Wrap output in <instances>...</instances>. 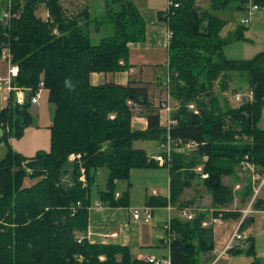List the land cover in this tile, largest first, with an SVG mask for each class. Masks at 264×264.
Returning a JSON list of instances; mask_svg holds the SVG:
<instances>
[{
	"label": "trees",
	"instance_id": "16d2710c",
	"mask_svg": "<svg viewBox=\"0 0 264 264\" xmlns=\"http://www.w3.org/2000/svg\"><path fill=\"white\" fill-rule=\"evenodd\" d=\"M62 1L23 0L20 17L8 26L0 23V50L9 48L11 61L19 70L12 84L30 89L23 104L10 92L0 111V141L7 148L0 159V264H144L132 259L126 246L93 244L85 236L77 239L87 231L91 192L99 169L107 170L105 189L97 191L100 204L129 207V189L116 199V182L125 181L129 188L131 171L160 166L145 151L133 148L136 140L165 144L169 137L174 143H198L188 156L173 147L170 164L162 166L169 172V201L167 197L149 196L145 206L166 207L169 202L180 209L189 205L180 201V195L196 177L192 168L204 163L208 177L203 184L218 209L212 216L239 220L241 213L229 210L233 191L223 178L234 174L245 156L264 169V127L260 126L264 47L249 59L227 58L225 44L246 40L245 27L240 24L229 38H223L226 22L212 12L244 13L243 0H209V9H200L195 0H172L177 7L166 9L161 19L172 32L167 44L169 95L179 106L171 112L174 124L169 128H160L157 109L146 113L145 130L131 128L132 111L127 106L131 100L149 109L145 90L130 83H90L92 73L129 69L128 45L145 39L146 23L139 9L132 0H104L98 16H92L94 11L88 7L69 15ZM253 4L264 12V0H253ZM40 5L45 6L51 23L37 17ZM106 25L112 26V34L94 41L92 33ZM233 72L244 74L253 101L223 110L212 95L213 87L221 80L225 89V77ZM40 80L53 106L50 150L27 158L13 152L8 140L21 138L33 124L30 97ZM192 103L197 113L188 108ZM71 154H80V159L70 161ZM161 154L165 156V151ZM82 170L85 187L79 181ZM26 179L32 184L25 186ZM251 194L249 186L241 202L248 201ZM254 209L264 211V199L258 198ZM206 215L200 211L191 220L172 216L170 264H201V258L213 251V229L202 226ZM252 222L253 217H245L238 230ZM237 247L228 252L246 254L253 258L251 264H259L254 261L257 257L252 241L244 250Z\"/></svg>",
	"mask_w": 264,
	"mask_h": 264
},
{
	"label": "crops",
	"instance_id": "0c3cea01",
	"mask_svg": "<svg viewBox=\"0 0 264 264\" xmlns=\"http://www.w3.org/2000/svg\"><path fill=\"white\" fill-rule=\"evenodd\" d=\"M65 1L71 2L72 0L62 1V7L67 14L74 15L75 11L77 13L79 9L90 6V3L85 4L84 0H81L82 4L77 5L80 6L79 8L76 7L75 10L72 9L71 12H67L65 9V4L63 5V2ZM132 1L139 9V12L145 20V39L142 42L130 43L128 45L129 69L127 71L115 73H92L90 75V83L93 86L103 85L107 83L119 86H127L130 83L133 88L145 90L151 106L149 107V109L140 107V113L137 114V116H135L131 121V128L133 130H145L148 127V122L145 115L152 109H157L158 111L160 128H168L167 124L168 121L171 120V111L169 112L161 107L162 103L165 101L162 97L166 95L168 96L169 81V73L167 70V24L163 19H161L164 18V15L162 14H164L167 6L165 5L166 7H163L164 0H143V4H139L136 0ZM0 66V74L4 75L5 67L4 65H2V63H0ZM148 141L149 142L145 146V148L142 146L133 148L145 151L148 156L160 155L163 151L162 143L155 140ZM153 141L155 142L154 146H152ZM3 149L4 147L2 148V146L0 145L1 158L4 156ZM98 171L96 173L95 183L97 180ZM163 189L164 188H162L161 186H153L150 192H146V194L143 196L144 198L142 204L140 205H135V202L130 196L132 203L129 207H110L109 205H102L98 207L96 206V204L100 203V201L98 200V198H96V200L92 202V206L88 211V229L86 235L88 241L93 244L126 246L129 248L132 259L141 261L144 264H148L145 259L149 256L156 257L157 259L167 260V258L169 257V245L167 240H164L167 238L164 226L170 215L176 216L180 214L181 208L177 209L174 206L175 210L172 211L170 215L168 214L166 207L152 208V218L149 222H144L145 224H148L145 227L140 223V219L134 220L132 217L133 209L148 207L144 204L145 197H168L169 180L167 192L164 193ZM125 191L126 190L121 191L117 189L115 195L116 199H119ZM180 201L183 202L182 199ZM197 210L201 209L199 208ZM212 213L210 211L208 212L209 216H206V222L209 223L211 221ZM248 217L252 216L249 215ZM239 220L219 219L217 223L210 224L213 229L214 249L209 255L202 257L201 264H229L228 261L231 257L241 255H232L227 251L223 256L218 258V253L224 248L235 230L239 229ZM254 224L255 218L253 217L252 224L241 231L246 240L238 242L239 247L237 248L244 250L252 241L254 244V249L256 250L257 234L254 233Z\"/></svg>",
	"mask_w": 264,
	"mask_h": 264
},
{
	"label": "rangeland",
	"instance_id": "374dc122",
	"mask_svg": "<svg viewBox=\"0 0 264 264\" xmlns=\"http://www.w3.org/2000/svg\"><path fill=\"white\" fill-rule=\"evenodd\" d=\"M89 1L84 0L85 4L90 3L89 5L91 7L88 6L90 11L91 10L94 11V12H91L92 16L100 15L102 13L104 0H89ZM136 1L139 4H143L144 2L143 0H136ZM195 1H196V5L200 7V9H209L210 7L209 0H195ZM166 3H167V0L166 2L164 0L163 7L167 6ZM64 4L66 6L65 8L66 11L71 12L72 9L75 10L76 7L79 8L80 6H77V5L82 4V2L81 0H72L71 2L65 1L63 2V5ZM212 13L224 19L226 22L221 32V36L223 38H229L231 34L240 25V19L244 17V13L236 12L232 10L215 11ZM74 14H76V11ZM36 15L37 17H39L40 19L44 21L45 17L48 15V12L44 5H40L38 10L36 11ZM244 27H245L244 36L246 37V40L233 41V42H229L225 44L224 55L227 58L249 59L263 50V47H264V12L262 10L256 11L255 14L250 18V22L248 23V25ZM100 30H101L100 32L92 33L91 37L94 41L98 40L100 37L110 35L113 32V28L111 25H106L102 27ZM225 78H226L225 81L227 80L226 88L225 89L221 88L220 85L222 81L219 80L218 82L214 84L212 95L215 96L219 100L221 109L223 110L237 109L242 104L241 102H237L235 100L234 95L237 93L242 95V94H246L250 92L248 91V85L245 81V76L242 73L233 72V73H230ZM168 96L166 95L162 97L165 100V101L163 100L164 102L162 104L168 105L170 108V111L172 112L178 108L179 102L175 101L173 98L170 97L169 84H168ZM127 106L132 111V118H131V121H132L133 118L137 116V114L140 113V107L142 106L135 104L131 100L127 101ZM3 107H4L3 91L1 90V86H0V111ZM188 108H189V105H188ZM52 109H53V106L47 101V93L44 90L39 100V104L31 105L29 109V112L34 121L33 124L25 130L21 138L12 137V138H9L8 140L9 147L13 152L19 153L27 158H30V157L35 156L38 152H48L50 150L49 126L51 124V117L53 113ZM260 126L264 127V110L262 113ZM2 134H3V130L0 127V139L2 137ZM148 142H149L148 140L147 141L137 140L133 142L132 146L134 148L139 147V146H142L145 148ZM0 145L2 146V148L4 147L3 154H5L7 150L6 144L3 141H0ZM154 145H155V142L153 141L152 146ZM174 145L173 147L176 148L175 150L178 149L177 152H180L181 154H184L186 156H188L190 153H192L196 149V148L189 149L186 147H182L183 145L181 144H179L181 146L179 148L178 146L176 145L174 146ZM71 156L72 154L69 155L68 157L70 161H73V162L78 161V160H75V158H72ZM151 156L152 155L149 156L150 159H151ZM205 160H206V157H204L203 161ZM199 165H202L203 170H204V163H201ZM253 165L255 168H257L259 172L264 171V169H259L258 167H256L255 164ZM194 168H192L191 171L196 175V177L190 181V187H188V189L187 188L183 189L180 195V200L182 199L183 202L189 203V205L185 207H190L192 209H195L196 211L195 213L204 211V212H207L206 216H209L208 215L209 211L212 213L213 211H216L218 209H215V207H213L212 202H211V195L206 190L203 184L204 180L200 177L199 172L193 171ZM106 176H107V170L105 168H102L101 170L98 171L97 180H96V183L93 185L92 192H91L92 202H94V200L98 198L97 191L100 189H105L104 186L106 183ZM130 177H131L132 184L129 188H127V183L125 181H118L117 189L121 191L129 189V194L131 198L133 199V201L135 202V205L142 204V201L144 198L143 196L146 194V192L149 193L153 186H157V187L161 186L162 188H164L163 189L164 193L167 192L168 190L169 172L166 167L159 166L156 168L135 169L131 171ZM79 181L82 183V185L84 184L80 180V178H79ZM251 181H252L251 171L242 169L240 167V163H239V167L235 170L234 174H232L231 176H225L223 178V183L225 185L230 186L233 191L234 200H233V204L229 207V210H238V212L241 213V217H242V211L246 210L247 207L249 206V200L251 199L252 194L250 195L249 200L248 201L246 200L245 203L241 202L240 197H242L244 191L247 188H249V186L251 185ZM30 184H32V181H30L29 179H26L24 182V185L28 186ZM236 186H239V188L236 189ZM260 197L264 199V191L260 193L259 199ZM130 202L132 203L131 199H130ZM255 202L252 204L250 208L252 212L247 215L248 216L250 215L255 218L254 233L257 234L256 250H255L257 259H255L254 261H258L259 264H264V211L257 212L254 209ZM185 207H182V208H185ZM198 207L201 210H197L199 209ZM140 223L144 227L148 225L144 223L142 218L140 219ZM86 235H87V231L85 235L78 234L77 239H82L83 236H85V238L88 240ZM252 261H253V258L251 256H247L246 254L244 255L241 254L239 256L231 257L228 262L229 264H251Z\"/></svg>",
	"mask_w": 264,
	"mask_h": 264
},
{
	"label": "built area",
	"instance_id": "2783aa9c",
	"mask_svg": "<svg viewBox=\"0 0 264 264\" xmlns=\"http://www.w3.org/2000/svg\"><path fill=\"white\" fill-rule=\"evenodd\" d=\"M22 3H23V0H0V23L4 26H8L13 20L18 19L22 13ZM171 6L177 7V4H174L172 0H167L166 9H169ZM243 7H244V17L240 19V24L243 26H247L248 23L250 22V18L255 14L256 11L259 10V8L258 6L253 4V0H243ZM44 21L49 22V23L52 22V20L49 19L48 15L45 17ZM171 36H172V32L167 29V32H166L167 40H169ZM11 60H12V55L10 53V50L8 47L4 46L0 50V63H2V65H4L5 67L4 75L0 74V86H1V90L3 91V100L5 103L7 98L9 97L10 92H13L16 102L19 104H23L25 101V93L26 91L30 89H24V88L13 86L12 80L17 76L19 70H18V66L16 64H13ZM120 63L122 64V61H120ZM0 69H1V66H0ZM43 91H44V83H43V80H40L37 89L30 97V103L32 105L39 104V100L41 98ZM234 98L237 102H241V103H243L244 101H247V102L253 101V95L251 92H248L242 95L237 93L234 95ZM162 108L166 109L167 111H170L169 106L166 104H162ZM189 109L194 110V112L197 113L193 104L189 105ZM173 124H174V121L169 120L167 127L169 128ZM174 144L178 146V148L181 147L179 145L181 144L183 145L182 147H186L189 149L191 148L195 149L198 146V143H196L193 140L186 141V142H182L179 140L174 143L168 137L167 142L165 144H162V150L165 151V156H163L162 154L152 155L151 159L156 161L160 166H163L165 164L169 165L171 162V152H172ZM71 157L75 158V160H79L80 154H72ZM240 167L242 169L249 170L252 173V181L250 185L251 190H252V197L249 200V206L247 207V209L242 211V217L239 221V225L242 222V220L248 216L247 214H250L252 212V210H250L252 204L259 198L260 193L264 191V171L259 172L257 168L254 167L253 163H251L248 160L247 156H245L240 161ZM193 171L199 172L200 177L203 180L208 177V174L204 172L202 165L195 167ZM80 180L84 183L83 186L85 187L86 180L83 175V170H82V175L80 176ZM238 188L239 186H236V189ZM167 199L169 201V195ZM96 206L100 207L102 205L100 203H97ZM166 209L168 211V214L170 215L171 212L175 210V207L172 206L168 202ZM195 212H196L195 209H192L190 207L181 208L180 216L185 220H191L194 217ZM132 213H133L132 217L134 220H139L142 218L144 222H149L152 218V208L150 207L136 208L132 210ZM219 219L220 218L212 217L209 223L206 221H203L202 226L208 227L210 226V224L217 223ZM170 220H171V215L168 217L165 223V226H164V230L167 232L168 243L172 237L169 232L170 231ZM244 240H245V237L243 233H241L238 229H236L232 237L229 239V241L224 246V248L218 253V258L223 256L229 249L238 246L239 245L238 242H241ZM145 261L148 264H170L169 257L167 258V260H163V259H157L156 257L149 256V257H146Z\"/></svg>",
	"mask_w": 264,
	"mask_h": 264
},
{
	"label": "clouds",
	"instance_id": "9594fccd",
	"mask_svg": "<svg viewBox=\"0 0 264 264\" xmlns=\"http://www.w3.org/2000/svg\"><path fill=\"white\" fill-rule=\"evenodd\" d=\"M246 240V239H245Z\"/></svg>",
	"mask_w": 264,
	"mask_h": 264
},
{
	"label": "water",
	"instance_id": "95a60500",
	"mask_svg": "<svg viewBox=\"0 0 264 264\" xmlns=\"http://www.w3.org/2000/svg\"><path fill=\"white\" fill-rule=\"evenodd\" d=\"M165 16V15H164Z\"/></svg>",
	"mask_w": 264,
	"mask_h": 264
}]
</instances>
